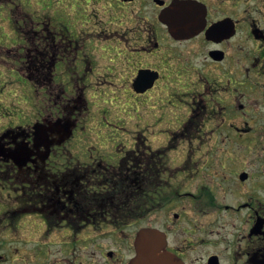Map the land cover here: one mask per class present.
Segmentation results:
<instances>
[{
  "label": "flooded vegetation",
  "instance_id": "obj_1",
  "mask_svg": "<svg viewBox=\"0 0 264 264\" xmlns=\"http://www.w3.org/2000/svg\"><path fill=\"white\" fill-rule=\"evenodd\" d=\"M0 34V264H128L144 228L264 264V0H0Z\"/></svg>",
  "mask_w": 264,
  "mask_h": 264
},
{
  "label": "water",
  "instance_id": "obj_2",
  "mask_svg": "<svg viewBox=\"0 0 264 264\" xmlns=\"http://www.w3.org/2000/svg\"><path fill=\"white\" fill-rule=\"evenodd\" d=\"M143 83L139 92H143L152 85L153 77L139 74L137 82ZM165 240L162 233L155 229H142L135 238V256L129 264H179L169 254L162 252Z\"/></svg>",
  "mask_w": 264,
  "mask_h": 264
},
{
  "label": "rangeland",
  "instance_id": "obj_3",
  "mask_svg": "<svg viewBox=\"0 0 264 264\" xmlns=\"http://www.w3.org/2000/svg\"><path fill=\"white\" fill-rule=\"evenodd\" d=\"M1 38H5V34H0V39ZM5 74L7 76H10V74L7 73L6 69L0 65V79L4 78ZM7 89H8V91H6L5 94L8 96L12 95V92H14V89L10 88V85L7 86ZM8 96L0 97V101L2 103H5L6 105H8V104L12 105V107L16 104H19L21 106L24 105V101H23L22 97H19L17 94L13 97H10V98ZM0 244L2 246V249L0 251L4 252L5 254L9 252V249L11 247H13V248L17 247V248H19L20 251L22 248L21 247L22 243L20 241L11 242V241H8L6 239L4 240V238L0 239Z\"/></svg>",
  "mask_w": 264,
  "mask_h": 264
}]
</instances>
